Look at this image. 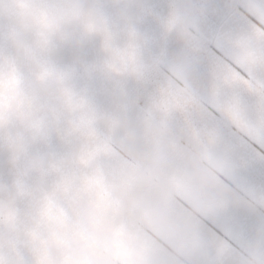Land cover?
Here are the masks:
<instances>
[{"label": "clouds", "instance_id": "1", "mask_svg": "<svg viewBox=\"0 0 264 264\" xmlns=\"http://www.w3.org/2000/svg\"><path fill=\"white\" fill-rule=\"evenodd\" d=\"M112 6L118 7L115 20L98 0H8L0 4L5 44L0 48L4 86L0 142L8 150L15 189L0 186V264H189V257L206 247V221L228 206L229 201L216 193L209 178L214 153L204 143V130L196 125L184 132V159L172 163L160 159L171 131L164 123L149 127L146 135L158 143L147 153L128 150L133 167L121 169L107 184L91 156L85 158L88 133L81 152L70 162L48 161L46 167L45 160L28 155L34 143L46 139L50 125L38 111L22 110L25 91L19 62L34 66L36 74L43 75L32 97H50L57 91L53 54L69 38L74 41L75 66L83 60L88 37L119 29L143 40L139 25L145 19L157 25L160 36L153 35L152 40L161 55L160 40H166L169 33L176 31L181 41H187L200 30L199 17L186 12L184 5L125 0ZM232 55L243 58L239 45L233 46ZM168 71L175 78L163 83L161 95L175 89L185 108H190L198 98L194 70L177 74L175 65H169ZM67 87L71 91L70 83ZM72 95L76 98V93ZM199 95H210L207 84ZM62 107L63 102L53 105V113ZM76 111L77 106L69 107L68 116ZM169 111L165 106L164 115ZM217 135L210 133V140ZM89 180L100 186L99 202L84 195ZM260 207L264 209V200ZM136 232L152 243L138 242L133 236ZM243 264H264V253L257 250Z\"/></svg>", "mask_w": 264, "mask_h": 264}, {"label": "crops", "instance_id": "2", "mask_svg": "<svg viewBox=\"0 0 264 264\" xmlns=\"http://www.w3.org/2000/svg\"><path fill=\"white\" fill-rule=\"evenodd\" d=\"M212 5L194 13L200 30L187 41L177 35L132 90L129 123H123L122 158L108 169L106 184L121 169L133 167L128 150L147 153L158 143L146 135L149 127L164 123L172 133L160 152L165 163L182 161L184 132L194 125L201 127L204 143L214 153L209 178L216 193L229 203L206 221V247L192 254L189 264H243L257 250L264 253V209L260 207L264 200V40L259 39L264 37V0H221ZM234 45H239L242 59L232 55ZM169 65H175L177 74L185 69L195 72L198 98L190 108H185L175 89L161 95L163 83L175 78ZM205 84L210 95L201 96ZM165 106L170 107L167 116ZM213 132L218 135L210 140ZM133 236L143 245L152 243L140 232Z\"/></svg>", "mask_w": 264, "mask_h": 264}, {"label": "rangeland", "instance_id": "3", "mask_svg": "<svg viewBox=\"0 0 264 264\" xmlns=\"http://www.w3.org/2000/svg\"><path fill=\"white\" fill-rule=\"evenodd\" d=\"M107 6L110 17L115 20L118 7L125 0H98ZM221 0H147V3H176L185 6V11L194 14L197 10L218 5ZM145 34L143 40L120 31L110 30L102 35L87 38L82 62L74 66L72 45L69 38L58 48L53 59L58 68L56 77L57 91L52 96L34 99L31 93L43 79L37 75L34 66L24 62L18 63V72L25 91L22 110L24 113L38 111L45 115L49 122L48 136L42 142L34 143L28 155L48 161H72L85 144L87 136L88 152L92 163L99 166L105 183L108 169L120 162L123 147V123H129L132 90L137 86L147 68L160 56L159 48H155L152 37L159 38L157 25L145 19L140 25ZM178 35L173 31L166 40L161 39L160 45L167 49ZM71 84V91L67 84ZM3 70L0 69V121L3 120ZM76 93V98L72 93ZM63 102L64 107L53 113V105ZM77 106L76 113L68 116L67 109ZM136 112V111H135ZM137 113H134L136 115ZM128 127V126H126ZM86 171V170H85ZM0 186H7L14 192L12 175L8 160V150L0 142ZM84 195L99 199L100 186L94 181L85 183Z\"/></svg>", "mask_w": 264, "mask_h": 264}]
</instances>
